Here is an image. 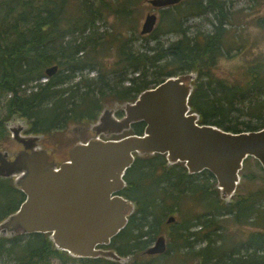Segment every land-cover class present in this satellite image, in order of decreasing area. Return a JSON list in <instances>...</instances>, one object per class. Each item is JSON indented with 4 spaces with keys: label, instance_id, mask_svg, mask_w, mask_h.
I'll return each instance as SVG.
<instances>
[{
    "label": "trees",
    "instance_id": "1",
    "mask_svg": "<svg viewBox=\"0 0 264 264\" xmlns=\"http://www.w3.org/2000/svg\"><path fill=\"white\" fill-rule=\"evenodd\" d=\"M141 1L78 0L74 18H67L68 0L0 3V96L9 95L8 111L31 122L30 127L27 124V133L48 134L77 120H88L92 124L99 116H95L98 103L105 98L119 104L132 102L139 93L164 79L179 76L186 81L190 73H194L195 78L190 82L193 90L189 106L199 115V124L232 133L259 130L264 124V60H253L235 81L217 80L212 76L218 60L245 48L243 42L236 40L242 39L238 34L234 36L236 45L225 46L227 0H192L190 6L181 10L183 0L160 9L161 18L167 23V33L178 36L173 44L165 47L158 43L141 52L123 45L119 49V63L124 65L121 81L111 83L102 77L95 81L93 88L83 81L73 83L83 70H95L86 51L100 43L97 23L103 20L104 12L115 11L128 18ZM207 14L215 16L214 29L206 35L200 31L188 35L183 19ZM149 35L154 37L156 28ZM55 65L63 72L47 76L46 69ZM130 73L136 77H130ZM43 78L46 82L42 83ZM125 83L128 85L124 86ZM234 115L247 117L256 125L239 122ZM143 128V123L133 124L126 135L141 134ZM5 129L0 120V136ZM8 180L0 178L1 202H11L0 212V222L24 200L12 179L10 185ZM124 180L126 186L121 196L131 202L133 208L126 227L106 248L128 259L125 264H166L172 258L177 260L175 264H180L178 261L185 257L194 260V264H264V206L256 197H242L231 205L234 195L226 203L220 199L216 181L209 172L189 175L183 164L168 165L165 156L158 154L136 156ZM187 195L201 204L205 212L192 220L179 223L174 218V222L168 223L166 217L177 213ZM224 217L232 218L237 224L253 222L263 226L241 247L245 255L237 249L228 253L223 249L225 241L220 243L219 239L224 233L221 224ZM163 232L169 244L165 252L144 255ZM199 241L205 245L195 250L194 245ZM5 257L16 264H119L102 258H72L56 250L48 234L0 237V259Z\"/></svg>",
    "mask_w": 264,
    "mask_h": 264
},
{
    "label": "water",
    "instance_id": "2",
    "mask_svg": "<svg viewBox=\"0 0 264 264\" xmlns=\"http://www.w3.org/2000/svg\"><path fill=\"white\" fill-rule=\"evenodd\" d=\"M181 1L148 3L164 9ZM156 22L155 14L146 15L140 34L149 35ZM56 70V66L47 68L45 74L50 77ZM194 78L190 76V82ZM192 90L190 83L172 76L142 91L134 101L122 103L121 118L103 110L91 127L95 137L74 144L68 160L59 165L39 148L40 135L22 136L23 127L8 128L22 149L12 159L0 152V178L12 179L24 200L0 222V237L48 234L55 249L72 258L125 264V258L106 247L128 222L124 210L129 202L121 191L136 156L164 155L168 165L181 163L189 175L209 172L220 199L228 203L246 159L253 158L264 171V124L259 130L240 133L199 124V115L189 106ZM136 123L144 124L141 134L100 138L105 133L121 136ZM167 222H174V217ZM165 250L161 236L144 255H160Z\"/></svg>",
    "mask_w": 264,
    "mask_h": 264
},
{
    "label": "rangeland",
    "instance_id": "3",
    "mask_svg": "<svg viewBox=\"0 0 264 264\" xmlns=\"http://www.w3.org/2000/svg\"><path fill=\"white\" fill-rule=\"evenodd\" d=\"M3 1L8 0H0V3ZM148 1L149 0L141 1L133 9L132 14L128 18L121 17L115 11L104 12L105 16L103 20L97 23V26L99 27L97 36L100 37V43L94 49L87 48L86 51V56L88 59L92 60L95 70H83L74 78L73 83L83 81L84 84L90 83L93 88V86H95V81L102 77L105 80H109L111 83L119 82L121 81L119 79L122 77L124 66L119 63V49L121 46L124 45L125 48L132 46L135 51L137 50L141 52L147 50V47H156L158 43L168 47L178 39L176 34L167 33V23L164 18H161L160 9L153 8ZM191 1L192 0H184L185 3L180 6L181 10L185 6H190ZM78 7V0H68L66 4V15H69V17L67 18H74L73 16L77 15L76 12ZM115 7L116 5H113V9H115ZM224 8L228 12V25L225 27V30L228 31H226V38L224 39L227 43H225V46H227V44L232 46V44L235 43L234 36L238 34L242 39L236 40L243 42L245 48L242 51L237 50L230 52V54L218 60L215 67L212 69V76L217 80L224 79L226 81H235L242 76L244 68L252 63L253 60H264V0H227ZM173 12L175 14L178 13L177 10H174ZM148 14H155L157 16V22L155 25L156 35H154V37L151 35L142 36L140 34L142 24ZM183 21L185 22L184 27L190 36L197 31L202 32L204 35L209 34L214 29V23H216L213 14L189 17L183 19ZM234 45H236V43ZM58 72H63L60 67ZM193 74L194 73H190L186 75V84L190 83L188 78L193 76ZM129 76L136 77V75L132 73H130ZM41 82H46V79H41ZM127 85L128 83L124 84V86ZM8 99L9 95L0 96V120H2L3 125L6 127L5 133L0 136V152H7L10 158L16 152L20 151L22 146L11 138L9 129L17 128L19 126L23 127L21 132L22 136L28 134L35 135V133H27L28 130L25 131L26 124H28L29 127L31 126V122L28 119H22L14 112L8 111ZM114 102L115 101L109 98L100 101L95 116L98 114L100 115L103 110L112 111L114 115L115 111H122L121 104ZM237 120L239 122L251 123L252 126L256 125L254 121H251L247 117H237ZM95 124L96 122L90 124L88 120H77L66 123L62 129H57L48 134L37 133L40 134L41 137L38 146L42 150L47 149L50 153V160H53V162L55 161L54 163L59 165L68 160V151L74 144L86 142L90 138L95 137V134L91 131V127ZM240 128L243 127L241 126ZM124 135H126V132L121 136ZM105 137L114 138L120 136H112L110 134L100 136L102 139H105ZM176 171H178V169ZM8 183L9 185L11 184L10 179L8 180ZM1 196L0 193V202ZM249 196L256 197L260 200V204L264 206V171L253 158L245 160L243 168L240 171V183L230 204H234L242 197ZM1 203L3 205H0V212L4 211L6 207L11 204V202L6 203V200H2ZM220 205L224 207L222 202ZM132 207L133 205L130 202L124 210L125 214H130ZM178 208L177 213L168 215L166 219L174 217L177 222L180 223L185 220H192L196 216L205 212L202 205H198L189 195L181 201ZM221 224L224 227V233L219 241L220 243H224L225 241L223 249L226 250L227 253L232 249H237V251H240L243 255H245V251L241 250V247L244 246L243 244H245L247 238L250 237L253 232L262 230L263 227L256 226L253 222L237 224L232 218L225 217ZM167 229H170V227ZM197 229L198 227H196L195 230ZM159 236H163L165 244H168V238L165 232L159 234L156 239ZM153 244L154 241L150 246ZM204 245L205 243L203 241H199L194 245V248L195 250H198L204 247ZM140 260L144 261L145 259L141 258ZM126 261H128V259H124L122 263H125ZM176 261L175 258H172L171 261L166 264H175ZM178 262H180V264H194L195 261L190 259V257H185L183 261ZM0 264L16 263L12 259H7V257H5L0 259ZM73 264L77 263L75 262Z\"/></svg>",
    "mask_w": 264,
    "mask_h": 264
},
{
    "label": "flooded vegetation",
    "instance_id": "4",
    "mask_svg": "<svg viewBox=\"0 0 264 264\" xmlns=\"http://www.w3.org/2000/svg\"><path fill=\"white\" fill-rule=\"evenodd\" d=\"M122 115H123V111H120V110L115 111V115H114V116H115L116 118H120ZM92 123H93V122H92ZM90 124H91V123H90ZM106 134H109V133H105V134H103V135H106ZM45 150H46V152H47V154H48V156H49V155H50L49 151H48L47 149H45ZM45 150H44V151H45ZM68 154H69V151H68ZM12 157H13V156H12ZM12 157H10L9 159H12ZM49 161H52V162H53V160H50V158H49ZM54 162H55V161H54ZM56 164H57V163H56ZM57 165H58V164H57ZM128 202H129V201H128ZM129 203H130V202H129ZM129 203H128V204H129ZM132 208H133V207H132ZM127 218H128V217H127ZM159 237H161V236H159ZM159 237H158V238H159ZM162 237H163V236H162ZM155 241H156V239H155ZM155 241H154V243H155ZM165 245H166V244H165ZM149 247H150V246H149ZM149 247H148V248H149Z\"/></svg>",
    "mask_w": 264,
    "mask_h": 264
},
{
    "label": "bare ground",
    "instance_id": "5",
    "mask_svg": "<svg viewBox=\"0 0 264 264\" xmlns=\"http://www.w3.org/2000/svg\"><path fill=\"white\" fill-rule=\"evenodd\" d=\"M56 67H57V70L56 71H58V66L57 65H55Z\"/></svg>",
    "mask_w": 264,
    "mask_h": 264
}]
</instances>
